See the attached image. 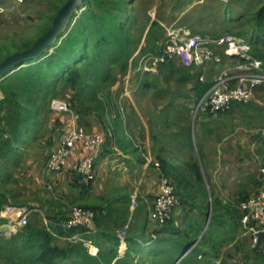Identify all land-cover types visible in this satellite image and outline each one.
<instances>
[{"label": "rangeland", "instance_id": "1", "mask_svg": "<svg viewBox=\"0 0 264 264\" xmlns=\"http://www.w3.org/2000/svg\"><path fill=\"white\" fill-rule=\"evenodd\" d=\"M65 1L0 0V62L15 52L31 47L34 41L50 28L53 17ZM95 3H98V0H87L85 5L81 3L73 12L65 29L45 51L51 52L59 44L83 11L92 8L98 11ZM263 4L264 0H123V9L116 7L114 13L122 14L118 22L126 24L132 37L128 46L132 54L126 69L123 71L122 61L112 63L107 60L103 70L106 81L88 80L100 87L96 91L86 85L66 86L62 79H54L48 89L45 88V92L33 91L31 100L23 99L24 107L34 111L25 129L24 135L28 138L19 149L21 157L16 162L5 165L6 172L10 173L11 177L8 182L0 179V190L4 189L7 193L15 195L12 204L34 209L30 215L31 221H37L43 216L57 218L65 211L58 198L69 201L68 192L61 191L67 187L64 182L66 179L56 181L54 174L58 173L47 171L44 164L58 137L70 127L78 128L86 136L96 134L105 127L103 118H100L97 112L100 103L98 93L100 90L120 87L115 99L122 110L115 120L121 125L122 131L126 130L124 137H130L132 142L139 145L140 150L145 137H207L204 144L207 152L213 148L217 150L224 147H231L233 152L230 156L233 157L230 159L231 164L227 166L229 171L218 173L220 180L216 182L221 185L222 192L225 195L233 193L238 196L244 192L242 189L250 187V193H254L257 188L255 181L259 183L258 188L261 185L258 168L264 166V111L259 104L264 98V85L256 88L254 98L249 102H232L224 110L209 114L200 106L203 94L200 96L199 92L193 89L194 75L178 62L170 61L160 66L156 72L145 76L147 87H144L142 82L135 92H127L125 95L120 93H123V87L131 89L135 84L138 57L157 50L169 28L184 26L192 33L212 38L230 33L251 44V26H244V23L250 18V14ZM85 19L86 17L82 22ZM151 22L153 24L150 28ZM244 29L249 30L245 38L239 35ZM213 50L219 54L222 49L214 46ZM90 53L91 50L87 54ZM135 53H138V56L130 66L129 61ZM44 56L29 63L18 64L19 66H15L3 76H8L19 67L34 64ZM238 62V59H225L219 65L210 62L204 69V79L212 74L216 75L224 66ZM79 64L80 60L77 59L75 65ZM2 98L0 88V99ZM53 98L64 99L68 103V110L51 109L50 101ZM228 159L218 158L219 165L225 164ZM74 160L70 155L65 168L71 167ZM200 164L205 183H208L212 191L213 178L204 172V164ZM2 203L4 204L0 201V206ZM1 225L2 223L0 232L7 234ZM236 233L243 238L241 224L236 225ZM251 247L253 246L247 248L246 245L247 249H240L245 264H264V258L257 256ZM219 262L221 261L218 260L215 264ZM68 263L69 261L66 262ZM0 264L14 263L0 260Z\"/></svg>", "mask_w": 264, "mask_h": 264}, {"label": "trees", "instance_id": "2", "mask_svg": "<svg viewBox=\"0 0 264 264\" xmlns=\"http://www.w3.org/2000/svg\"><path fill=\"white\" fill-rule=\"evenodd\" d=\"M86 1L83 0L82 4L85 5ZM95 4H97L98 11H94L93 8L83 11L69 32L65 34L51 52L44 51L37 58L45 56L36 63L19 67L8 76L6 74L0 79V88L3 94V98L0 99V164L2 165L0 179L2 181L8 182L10 180L11 174L6 172L5 165L9 162H16L21 157L19 149L26 143L28 138L24 135L25 129L27 124L30 123L29 117L34 111H30L24 107L22 103L23 99L31 100L33 91L45 92V88L48 89L54 79H62L66 86L76 87L78 85H86L96 91L100 87H96L95 83H90L88 80L94 79L97 81L100 79L103 82L106 81L107 77L103 75V70L107 60L112 61V63L122 61L123 71L126 69L128 60L132 54L128 48L132 37L126 24L118 22L122 14L114 13L116 7L121 10L123 9V0H110L108 2L98 0V3ZM85 17L86 19L82 22ZM152 24L151 22L150 28ZM241 25L243 26V23ZM244 26H251L249 29L252 34L251 53L261 60L264 70V4L250 14V18L244 23ZM249 30L244 29L239 35L245 38ZM89 50H91V53L87 54ZM34 59L25 60L23 64L29 63ZM77 59L80 60L79 65H75ZM225 59H238L239 61L237 57H225ZM170 61L160 64V66ZM216 64L219 65L220 63ZM186 69L189 70L192 76L194 75L195 84L193 85V89L194 91L197 90L201 96L212 85L214 75L212 74L209 78L200 80L199 77L203 74L201 67H189ZM145 78L142 82L143 86L147 87V77ZM110 89L100 90L99 92L107 94ZM99 102V111L97 112L100 118H102L104 104L100 99ZM235 103L240 104V102ZM183 117H185V114ZM120 126L114 119L113 133L115 144L117 137H124V131H126L125 129L122 131ZM186 137L191 136L186 135ZM111 142V138L106 135L100 153L105 147V143L111 146ZM193 142L189 139L191 150H193V145H195ZM156 166L160 169V179L166 177L171 180L174 186V194L177 196L176 206L184 202L179 195L181 188L185 187L186 189L187 187V189L199 192L206 189L200 161L192 153L183 160L182 168L174 166L164 158H158ZM64 169L65 166L56 172ZM69 170H71L73 179L72 186L78 187L80 189L79 192L90 187L93 178L85 181L83 175L74 166ZM258 184L256 180V191ZM243 190L244 192L235 199L237 209H234L235 211L233 212V217L236 215L235 217L239 225L242 212L238 208V204L253 194L249 190ZM14 196L13 193H7L4 189L0 190V201H3L5 205L12 204ZM68 199L69 201H65L58 198L65 211H62L57 218L43 216L45 220L39 218L37 221H31L29 218L27 225L15 233L7 232V235L0 232V260L6 263L13 262L14 264H66L68 261V264H110L117 255L119 243L117 235L109 230L102 233L98 232L96 226L101 220L99 218V215H101L100 209L98 210L94 206L75 202L74 200L70 202L72 199ZM218 203L212 197L213 210L211 219H214V221L217 218L214 209ZM2 204L0 209L4 205ZM18 206L25 205L18 204ZM74 206L93 211L94 217L91 226L85 224L70 227L64 226V223L70 218L71 207ZM223 208L225 209L223 213H226V210L228 213V210H230V206H224ZM172 220L171 216L165 223L158 225L162 227L168 226ZM4 222L5 219L0 218V224ZM4 231L6 232V230ZM101 237L112 244L98 245V239ZM84 240H91L96 245L98 248L97 254L92 255L88 251ZM126 241L128 245L126 251L123 256L114 261V264H134L137 259L135 254L138 246L143 245L145 240L126 237ZM170 241L176 243V241L179 242L180 240L177 237H173ZM242 244L243 247L247 245V248H250V245H252L251 239L247 238ZM251 249L257 256L264 258V250L258 249L255 246L251 247Z\"/></svg>", "mask_w": 264, "mask_h": 264}, {"label": "crops", "instance_id": "3", "mask_svg": "<svg viewBox=\"0 0 264 264\" xmlns=\"http://www.w3.org/2000/svg\"><path fill=\"white\" fill-rule=\"evenodd\" d=\"M261 102H264V98ZM189 139L194 141L193 150ZM206 139L207 137H145L140 150L139 145L129 137H117L115 148L105 143L92 167L93 181L82 192H79L78 187L72 186L73 179L69 169L73 168V162H78L88 154V149L82 143L75 145L71 152L75 160L71 162V167L54 174L55 180L66 179L64 182L67 187L61 191L68 192V198L100 209L101 220L96 226L98 232H114L119 241L116 258L110 264H114L126 251V237L145 240L143 245L138 246L134 264H215L218 260L221 261L219 264L245 262L240 249H247L246 246L243 247L242 241L250 236L244 228L243 238L236 233V225L239 223L236 215L233 217V212L237 209V195H225L220 189L221 185L216 182L220 180L218 173L229 171L227 166L231 164L230 159L233 157L230 156L233 152L231 147L217 150L213 148L207 152L204 147ZM191 153L204 164V172L213 178V190L211 191L208 183H205L206 189L200 192L187 187L181 188L179 195L184 202L174 207L170 225L162 227L148 218L161 180L156 163L158 158H164L182 168L183 160ZM220 157L229 158L228 162L220 166ZM249 189L250 187L245 188L247 191ZM212 197L219 202L214 209L217 216L215 221L211 219ZM224 206H230L228 213L226 210L227 214L223 213ZM173 237L180 241L171 242ZM102 244L112 243L101 237L98 245Z\"/></svg>", "mask_w": 264, "mask_h": 264}, {"label": "built area", "instance_id": "4", "mask_svg": "<svg viewBox=\"0 0 264 264\" xmlns=\"http://www.w3.org/2000/svg\"><path fill=\"white\" fill-rule=\"evenodd\" d=\"M221 47V52L216 54L213 47ZM138 53L130 59L135 62ZM239 58V62L230 66H224L213 77L212 85L203 93L201 108L209 113H217L224 110L232 102L247 103L254 98L257 87L264 85V70L262 62L251 53V45L248 41L236 35L227 33L218 37H209L192 33L184 26L171 27L159 47L154 52H147L138 57L137 77L131 89L123 87V93L135 92L140 88L145 76L154 73L160 64L170 60L178 62L182 67H201L202 72L210 62L221 63L224 58ZM204 74L199 79L203 80ZM118 88L112 87L109 92L98 93V98L103 102L104 128L92 136H86L81 130L72 126L63 132L57 139L54 149L48 156L44 168L47 171H58L65 166L71 155L72 149L78 142L88 149V154L74 163L76 170L83 175L85 181L92 178V167L98 159L102 143L106 135L111 138V147L115 148V136L113 133V120L121 108L115 96ZM128 90V91H127ZM51 109L55 111H67L68 103L61 98H53L50 101ZM264 108V102H261ZM124 121V120H123ZM261 185L255 193L242 200L238 208L242 212L240 224L249 233L251 244L255 246L256 235L264 232V166L258 168ZM177 204V196L174 194V186L169 178L162 177L159 192L155 196L149 218L157 224H163L170 219L172 211ZM34 209L26 206L6 204L0 209V218L5 219L1 225L6 232H17L25 227ZM94 213L90 209L71 207L70 218L64 226L92 225ZM264 243V239H263ZM88 251L95 255L97 247L91 240H84Z\"/></svg>", "mask_w": 264, "mask_h": 264}, {"label": "water", "instance_id": "5", "mask_svg": "<svg viewBox=\"0 0 264 264\" xmlns=\"http://www.w3.org/2000/svg\"><path fill=\"white\" fill-rule=\"evenodd\" d=\"M83 0H66L58 9L53 17L50 28L39 36L28 49L15 52L7 56L0 62V77L14 68L16 65L23 63L25 60L37 58L43 53L56 37L65 29L71 16ZM264 232L260 231L256 235L255 247L264 250Z\"/></svg>", "mask_w": 264, "mask_h": 264}]
</instances>
